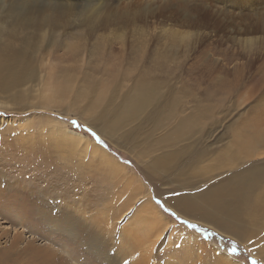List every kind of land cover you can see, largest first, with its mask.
I'll return each instance as SVG.
<instances>
[{
  "label": "rangeland",
  "instance_id": "1",
  "mask_svg": "<svg viewBox=\"0 0 264 264\" xmlns=\"http://www.w3.org/2000/svg\"><path fill=\"white\" fill-rule=\"evenodd\" d=\"M184 35L188 36V42L183 40ZM173 36L179 41L173 40ZM172 44L177 45L171 54L156 62V51L164 53ZM144 47L146 54L141 59L140 49ZM185 47L187 56L183 55ZM12 56L11 64L22 66L34 75L24 79L19 87L10 90L0 87V126L10 128L4 135L14 146L6 149L5 156L12 154L22 160L18 161L21 165H16L19 171L0 176L1 247L15 236L43 245L50 243L46 242L49 237L65 242L59 247H64L65 254L80 256L77 264L100 261L67 232L52 226L42 213L46 210V185H38V179L47 178L55 183L56 179L27 165L35 161L34 154H41L44 158L48 155L46 158L66 175L81 176L80 188L87 194V205L78 198L82 194L78 189L66 198L75 202L76 207L68 208L103 236L119 246L122 229L125 235H138L134 245L141 243V248L148 249V239L157 238L150 249L148 264H264V224L250 222L249 235L238 241L188 220L169 205L168 199L189 192V189L179 187L177 182L161 181L158 175L153 182L149 181L143 171L145 163L132 155L136 154L132 150L142 131L134 134L139 138L124 136L120 132L131 126L125 125L115 134H100L94 128L102 126L96 118L97 112L86 108L94 98V89L97 92L101 85L110 89L125 73L134 77L144 69L147 80L160 81L162 88L171 83L178 95L192 86L203 90L202 87L211 83L212 76L219 73L227 80H236L240 86L237 94L226 102L234 113L232 118L221 120L214 135L219 137L224 133V127L237 116L239 120L256 117L264 123V0H0V58ZM206 62L211 65L212 72L200 80L197 71ZM192 65L197 67L192 69ZM65 74L70 75L67 92L59 95ZM131 82H126L127 87ZM198 82H201L200 87ZM91 87L93 89L86 94ZM27 88L31 91L26 92ZM16 89L26 92L22 101L15 97ZM82 91L85 94L77 97ZM51 96L53 99L47 103ZM108 97L109 94L101 102L100 109L106 107ZM226 103L222 113L229 112ZM58 127L81 133L88 142L78 138L71 140ZM213 138L206 142H212ZM91 142L114 157L131 177L120 174L114 180V192L122 191L130 180L133 184L132 178L140 182L143 190L136 199L131 201L129 188L119 197L116 195L117 199L109 195L113 190L105 188L113 185L109 180L113 176L103 175L102 166L93 164V159L89 158ZM219 145L221 143L213 144V147ZM211 160L201 164L200 173L206 171L203 173L211 177L218 172L213 171L216 162ZM93 181L102 183L104 189ZM203 184L195 187L198 189ZM29 187H34L41 199L30 197ZM105 194L109 199H103ZM149 199L167 217L165 228L157 227L159 221L152 214V222H144V213L138 208ZM62 200L59 201L61 207L69 204ZM123 205V211L117 210ZM115 210L121 213L113 217ZM132 225L135 228L131 227L134 229L131 232L128 228ZM161 228L164 231L161 232Z\"/></svg>",
  "mask_w": 264,
  "mask_h": 264
},
{
  "label": "bare ground",
  "instance_id": "2",
  "mask_svg": "<svg viewBox=\"0 0 264 264\" xmlns=\"http://www.w3.org/2000/svg\"><path fill=\"white\" fill-rule=\"evenodd\" d=\"M182 37H184L183 40L188 42V36L184 35ZM173 40L179 41L176 36H173ZM176 45L172 44L164 53L163 50L156 51L155 61L157 62L156 59L160 57L170 55ZM186 49L187 47L183 50L184 56L188 54V52L186 54ZM135 52L138 53V51ZM140 53L141 59L145 58L143 56L146 54V48L140 49ZM202 54H204V51H202ZM13 58L14 56L10 57V59L0 58V87L2 89L10 90L11 87H19L24 79H28L34 75L32 72H27V69L22 66L11 64ZM133 62H135L134 57ZM182 65H185V61L182 62ZM132 67H134V64H132ZM196 67L192 65L191 68L195 69ZM62 71L65 72V69ZM142 71L134 77H132L133 75L131 76V73H125L117 81V84L115 83L110 89H105V85H101L97 92L95 89L92 91L94 98L91 103H88L86 108L89 111L97 112L95 114L96 118L102 125H94V128L100 134L107 135L115 134L125 125H131L127 131L124 130L120 133L124 136L128 134L127 137L133 138L137 137L134 135L135 133L142 131L141 138L137 137L139 141L136 142V147L132 150L136 154L132 155L140 162L145 163L143 171L147 179L153 182L155 176L158 175L162 177L161 181L165 179L169 183L172 181L177 182L179 187L189 189V192L186 191L187 193L185 192L170 200L168 199L169 205L172 208L174 207L176 212L188 220H193L218 233L229 235L241 241L247 234L249 235L248 224L250 222L256 223L259 226L264 224V123H260L256 117L239 120L240 116H237L224 127L226 131L217 137L214 133L220 127L218 125L221 120L228 116L232 118L234 114L226 102L230 96L238 92L240 85L236 80H227L224 76H220L219 73L214 74L211 83L202 87L203 90L198 91L197 86H192L191 88H186L187 90L178 95L174 92L173 84L167 83L165 88H162L160 81L147 80L146 71L144 69ZM197 72L201 80L206 77V74L212 72L211 65L206 62ZM69 77L70 75L65 76L64 86L59 89V95L67 92ZM130 80H132L131 85L127 87L126 82ZM197 85L200 87L201 82H198ZM124 87H126L125 91L122 90ZM92 89L93 87L86 94L90 93ZM254 89L253 87L252 91ZM42 90L44 91L45 89ZM25 91L30 92L31 90L27 88ZM25 91L16 89L15 97L18 99L23 98L26 95ZM80 94H85V91L79 92L77 97ZM108 94L106 107L103 106L100 109L101 102L105 100ZM116 97H119L118 101L115 100ZM43 99L44 103L47 104L53 98L52 96L48 98L47 103L46 98ZM225 103L229 110V112L227 111L228 113H222V107H224ZM32 107H35V105H32ZM1 123L0 120V125ZM7 129L9 130L10 128L8 126L6 128L5 126L4 128L0 126L1 178L6 176V173L15 172L17 164L21 165L18 162L20 158L13 157L12 154L9 157L5 156L8 153L6 149L14 148L13 145L11 146L8 136L4 135ZM58 129L71 140L76 138L78 140H86V137L81 133L70 131L66 128L61 129L58 127ZM143 129L145 130L143 131ZM213 136L212 142H206V140L211 139ZM86 141L88 142V140ZM218 143H221L220 147H213V144ZM90 145L89 158L93 159V164H98L99 167L102 166L100 169L103 175L113 176L114 178H109L113 185H107L105 188L113 190V192L110 191L109 195L117 199L116 195L119 197V194L122 192L126 193L125 191L129 188L131 189L129 195L131 201L136 199L137 195L141 194L143 190L140 182L132 178L133 184L130 180L129 183L126 182L122 187V191L116 190L114 192L116 187L114 180L119 178L122 173L127 177L130 176L124 172L121 164H118L116 159L109 153L105 152L98 145L93 144V142ZM26 149L28 150V148ZM22 153L18 154L21 155ZM5 157V160L2 159ZM33 158H35L36 162L28 163V166L38 173L43 174L45 172L46 176H54L56 179V183L49 181L47 178L46 180L38 179L40 182L38 185L42 187L46 185V193H44L46 195V210L42 213L52 226L61 232H67L79 241L80 245H83L88 251L92 252L100 260L99 262L93 260L94 264L149 263L150 249L153 248L157 238L154 240L148 239V241L146 239L148 242L146 245L150 247L149 249L145 248V246L141 248V243L133 244L136 241L135 237L137 238L138 235H125L127 234L126 231L121 229V238L118 241L120 245H116L115 241H111L109 240L110 238L108 239L103 236L94 226L86 223L84 219L83 221L81 217L68 208L76 207L75 202L72 203L70 199L66 198L71 197L74 191L78 189L81 190L78 193H82L78 198L82 204L84 203L83 205H87V194L80 188L83 182V179L80 178L81 176L66 175L61 168L58 169L57 164L50 161L49 158L45 159L41 154H34ZM209 159L216 162L213 164V171L219 172L211 177L204 174L206 171L202 170L204 173H200L199 170V167L202 166L201 164ZM20 161L22 160L20 159ZM54 164L57 168L54 167ZM22 166V168L28 169L26 165ZM17 170L19 171V169ZM126 180L128 181V179ZM198 183L204 184L197 189L195 186ZM93 184L96 186L102 185V183L98 184L95 181H93ZM34 187L28 188V195L30 197L37 196V198L41 199V195L37 193ZM109 195L105 194V198L103 199H109ZM61 200L69 204L61 207L59 202ZM121 209L123 211L125 206L123 205L117 210ZM117 210H115L116 213H113V217L121 213ZM138 210L141 214L142 212L144 213V222H152L150 220L152 214V217L159 221L157 227L165 228L167 223L164 220L167 217L150 199L148 202L143 201L140 203ZM131 227L135 228V225L128 228L132 232L134 229ZM160 231L162 232L164 229L161 228ZM48 238H46V242L50 243L43 245L35 244L33 241L26 240L21 236L13 237L7 245L0 246V264L79 263L80 259L78 257L80 256H72L70 253L65 254L64 247H61L62 249L59 248L65 242L60 243L56 239L51 240ZM187 241L189 242V240ZM134 246L139 249L141 253L140 258L137 257L139 253H137V248L134 249Z\"/></svg>",
  "mask_w": 264,
  "mask_h": 264
},
{
  "label": "snow or ice",
  "instance_id": "3",
  "mask_svg": "<svg viewBox=\"0 0 264 264\" xmlns=\"http://www.w3.org/2000/svg\"><path fill=\"white\" fill-rule=\"evenodd\" d=\"M73 123L75 124L76 122H75V121H73ZM193 227H195V226H193Z\"/></svg>",
  "mask_w": 264,
  "mask_h": 264
}]
</instances>
